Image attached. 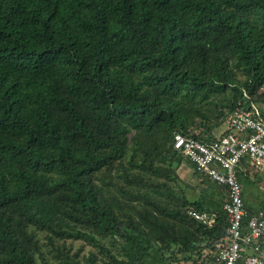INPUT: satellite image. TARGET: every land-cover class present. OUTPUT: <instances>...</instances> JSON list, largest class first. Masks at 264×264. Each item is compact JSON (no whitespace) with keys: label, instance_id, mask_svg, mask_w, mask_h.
Masks as SVG:
<instances>
[{"label":"trees","instance_id":"trees-1","mask_svg":"<svg viewBox=\"0 0 264 264\" xmlns=\"http://www.w3.org/2000/svg\"><path fill=\"white\" fill-rule=\"evenodd\" d=\"M239 102L264 104V0H0V264L212 262L228 196L193 166L187 197L174 133Z\"/></svg>","mask_w":264,"mask_h":264},{"label":"built area","instance_id":"built-area-1","mask_svg":"<svg viewBox=\"0 0 264 264\" xmlns=\"http://www.w3.org/2000/svg\"><path fill=\"white\" fill-rule=\"evenodd\" d=\"M226 123L231 130L210 141L176 131L174 146L197 171L227 187L223 208L228 232L209 264H264V210L247 207L238 176L243 159L264 174V104L239 102L228 112ZM189 213L209 226L215 222L213 213L195 209Z\"/></svg>","mask_w":264,"mask_h":264},{"label":"crops","instance_id":"crops-1","mask_svg":"<svg viewBox=\"0 0 264 264\" xmlns=\"http://www.w3.org/2000/svg\"><path fill=\"white\" fill-rule=\"evenodd\" d=\"M182 166H187V167H189V169L195 171L193 165L188 160H185L183 162ZM248 176H249L248 177V180H247L246 184L243 187L244 188V199H245V203H246L247 207L251 211L263 209L260 206L261 205L260 203H261V200H263L264 197L261 196V198L259 199L260 201L258 200L259 202H257V201H255L256 199H254V192H256V190L258 188H260V189H262V191H264V174L261 173V172H259L256 169H253V171H251ZM185 182H187V181H185ZM190 184L193 185V186H197V184H195V182H192ZM218 189L221 190V191H223V192H220L219 191L220 194L219 193L215 194V197L218 200H225L226 197L228 196L227 195V188L224 187V186H219ZM186 195H187V197L190 200H197L198 198L201 197V192L197 193V192H194L193 190L189 189V190L186 191ZM262 243L264 244V240H263ZM263 250H264V248H263Z\"/></svg>","mask_w":264,"mask_h":264},{"label":"rangeland","instance_id":"rangeland-1","mask_svg":"<svg viewBox=\"0 0 264 264\" xmlns=\"http://www.w3.org/2000/svg\"><path fill=\"white\" fill-rule=\"evenodd\" d=\"M225 111H227L226 108H225ZM227 113H228V111H227ZM177 172H178V175L180 176L181 181H184V183L186 185L184 187L185 191L191 189L194 192H197V193L200 192L201 180H202V177L200 175H198L194 170L189 169V167L182 166V165L177 167ZM185 181H187V182H185ZM192 182H195V184H197V186L191 185L190 183H192ZM205 184L208 186L213 185L212 182L205 183ZM187 185H189V186H187ZM215 191L218 192L219 194H220V192H223V191L219 190L217 187L215 188ZM261 196L264 197V191H262V189L258 188L256 190V192H254V199H256L255 201L259 202L260 201L259 199L261 198ZM260 204L259 205L264 209V198H263V200H261ZM263 240H264V237H263ZM79 247H82L81 254H89L88 252H90L91 250L92 251L95 250L94 247H92V245H90V244H83L81 241H75L73 249L76 250Z\"/></svg>","mask_w":264,"mask_h":264}]
</instances>
